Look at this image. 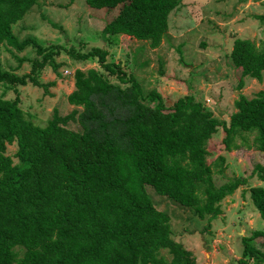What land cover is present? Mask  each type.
I'll return each instance as SVG.
<instances>
[{
    "label": "trees",
    "instance_id": "16d2710c",
    "mask_svg": "<svg viewBox=\"0 0 264 264\" xmlns=\"http://www.w3.org/2000/svg\"><path fill=\"white\" fill-rule=\"evenodd\" d=\"M85 1L112 12L104 20L103 36L127 34L151 47L159 45L170 11L181 2ZM37 3L0 0V44L10 52L9 47L21 50L31 44L42 55L41 60L32 58L27 73L34 84H40V68L57 70L61 64L55 59L59 44L42 45L30 36L20 39L13 30ZM257 18L264 23V7ZM69 53L74 59L96 56L118 83L100 69L76 68L75 88L67 100L80 109L54 111L45 125L25 116L17 99L0 93V264H196L192 252L172 238L170 216L156 207L147 185L190 207L199 218L213 219L222 212L221 200L250 176L264 180V155L247 175H225L220 183L214 172L224 175L225 155L207 158L220 128L223 148L238 147L237 137L253 133L254 147L264 152V89L251 97L240 93L228 120L219 119L190 93L170 103L154 89L144 93L134 74L122 70L121 61H106L105 49L71 48ZM229 55L240 70L237 87L243 86L245 76L261 80L264 42L258 47L250 38L236 37ZM16 79L0 59V82ZM69 121L81 129L67 127ZM12 142L17 148L10 155L6 149ZM248 190L264 219V185ZM258 236L264 245V228L241 237L240 261L251 258L264 264ZM161 248L171 252L170 259L160 254Z\"/></svg>",
    "mask_w": 264,
    "mask_h": 264
},
{
    "label": "rangeland",
    "instance_id": "374dc122",
    "mask_svg": "<svg viewBox=\"0 0 264 264\" xmlns=\"http://www.w3.org/2000/svg\"><path fill=\"white\" fill-rule=\"evenodd\" d=\"M263 7L264 0H181L169 13L168 30L161 42L151 47L148 41L127 34L103 36L104 20L112 12L91 7L85 0H38L13 24V30L20 39L30 36L42 45L59 44L60 53L55 59L61 64L57 70L50 65L40 68V84H34L27 73L32 58L41 60L42 55L31 44L21 50L9 47L11 52L0 44L2 67L18 77L12 83L0 82V93L5 98L17 99L25 116L38 125H45L54 111L66 114L73 108L80 109L67 100V94L75 88L76 68L100 69L118 83L96 56L74 59L69 53L71 48L87 52L98 46L106 50V61H121L122 70L134 74L144 93L159 91L166 103L190 93L215 117L228 120L236 110L234 101L240 93L251 97L264 89V69L261 80L245 76L243 86L237 87L240 70L229 55L236 37H247L258 47L262 45L264 23L257 14L263 12ZM49 19L58 25L51 24ZM66 126L81 129L73 121ZM223 134L221 128L213 134L211 153L207 155L210 161L220 153L226 157L224 175L214 172L217 183L225 181V175H247L252 163L264 155L254 147L253 133L247 134L246 139L237 137L240 145L231 150L223 148ZM16 148L12 142L7 144L6 152L12 155ZM256 184L264 185V180L252 175L246 184L225 196L220 202L222 212L213 219L209 215L199 218L190 207L157 193L151 185H147V190L156 207L169 214L172 238L192 252L196 264H257L251 258L240 261L241 237L264 228V219L249 196V187ZM255 240L256 246L264 250V245L258 243L263 237ZM160 254L167 259L172 255L167 248H161Z\"/></svg>",
    "mask_w": 264,
    "mask_h": 264
}]
</instances>
